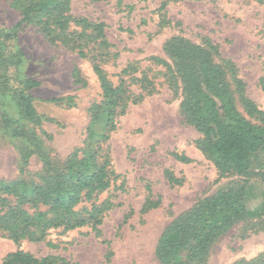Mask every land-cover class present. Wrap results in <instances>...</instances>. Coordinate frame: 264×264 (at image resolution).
Returning a JSON list of instances; mask_svg holds the SVG:
<instances>
[{
	"label": "rangeland",
	"instance_id": "1",
	"mask_svg": "<svg viewBox=\"0 0 264 264\" xmlns=\"http://www.w3.org/2000/svg\"><path fill=\"white\" fill-rule=\"evenodd\" d=\"M10 2L0 0V31L10 30L20 18ZM163 2L165 7L160 9ZM70 13L102 23L108 44L100 45L101 39L93 36L91 28L81 25L71 24L70 30L77 33L68 45L50 41L33 24L16 31L14 44L24 55L21 75L39 83L27 93L36 112L47 120L25 123L24 137L10 136L0 121V179L18 176L20 152L27 145L34 149L28 160L30 173L40 171L45 159L64 158L74 149L85 148L109 158L120 175L116 185L123 181V188L112 185L99 194V201L108 198L113 203L103 215L99 236L82 226L68 231L49 229L42 241L24 240L18 246L0 238V262L19 248L77 264H160L155 247L161 233L198 199L242 187L245 208L255 211L264 201V180L219 177L213 163L195 146L201 135L181 114L180 98L173 96L164 80L165 68L150 58L171 64L164 44L174 36L204 47L212 45L214 60L225 70L231 89L236 88V76L243 82L245 95L264 111L259 83L264 78V0H71ZM2 34L1 49L9 43ZM94 62L113 85L125 80L127 91L140 93L135 103L128 101L118 108L112 130L106 126L102 109L98 120L90 123L89 108L104 100L92 70ZM131 62L137 70L121 74ZM146 78L153 83L152 92ZM234 97L241 113L257 122L246 115L236 92ZM9 100L4 99L2 111L16 114ZM102 135H107L105 141ZM173 151L191 161L180 162ZM165 171L181 182L169 183ZM147 195L160 202L141 214ZM248 217L213 243L205 264H233L264 252V229L251 228L264 219Z\"/></svg>",
	"mask_w": 264,
	"mask_h": 264
},
{
	"label": "trees",
	"instance_id": "2",
	"mask_svg": "<svg viewBox=\"0 0 264 264\" xmlns=\"http://www.w3.org/2000/svg\"><path fill=\"white\" fill-rule=\"evenodd\" d=\"M20 18L8 31L0 35L9 43L0 48V121L10 136L24 137L25 123H40L44 119L32 103L28 90L38 86V81L21 75L24 55L14 44L16 31L33 24L50 41L71 43V24L91 28L93 36L100 38V45L107 46L102 23L87 22L70 13L71 0H10ZM165 7L161 3L160 9ZM1 38V37H0ZM11 41V43H10ZM12 47V49H9ZM13 50V51H12ZM215 47L193 44L181 37H171L164 44V52L171 64L159 57L150 60L164 67V80L173 96L180 98V111L186 122L200 133L195 146L210 160L219 177L232 175L245 180H264V111L244 93L243 82L233 78L235 90L227 81L223 67L214 60ZM133 63V64H132ZM100 87L103 102L90 108L91 124L95 123L102 109L108 130L115 128L117 110L128 101L136 102L133 93L124 88L125 80L117 86L108 79L97 62L92 65ZM137 70L134 62L128 63L121 74ZM73 73L76 75V68ZM133 79L137 80L133 77ZM154 90L153 83L146 78ZM264 91V78L259 79ZM234 92L250 121L238 109ZM13 104L16 114L2 111L4 99ZM61 101L63 98H55ZM68 100H72L71 97ZM47 120V119H44ZM103 141L107 135H102ZM34 149L25 146L20 152L18 176L0 179V238L10 239L17 246L26 240L42 241L49 229L62 231L87 226L99 236V226L104 213L113 203L108 198L99 201V194L112 185L123 188V181L116 185L120 175L111 167L107 156L98 151L77 148L64 158L45 159L43 168L35 173L27 170L28 160ZM172 156L183 163L191 159L173 151ZM42 159H44L42 157ZM169 183H180L177 177L165 171ZM242 187L229 189L209 197L198 199L181 213L161 233L155 247L160 264H205L209 250L233 225L248 220L252 215L264 219V201L255 211H248L242 200ZM159 199L150 195L144 198L139 212L144 214L159 205ZM43 209H40V208ZM130 211L124 216L126 220ZM264 229V222L255 221L251 228ZM0 264H77L59 256H36L16 248L2 258ZM233 264H264V252L250 259Z\"/></svg>",
	"mask_w": 264,
	"mask_h": 264
}]
</instances>
